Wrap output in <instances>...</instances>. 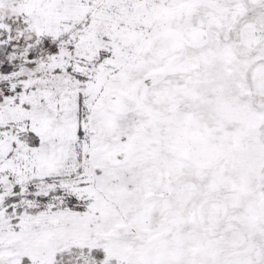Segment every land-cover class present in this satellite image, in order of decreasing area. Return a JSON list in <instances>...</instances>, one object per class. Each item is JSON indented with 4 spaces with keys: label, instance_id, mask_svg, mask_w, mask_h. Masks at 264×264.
I'll return each instance as SVG.
<instances>
[{
    "label": "snow or ice",
    "instance_id": "snow-or-ice-1",
    "mask_svg": "<svg viewBox=\"0 0 264 264\" xmlns=\"http://www.w3.org/2000/svg\"><path fill=\"white\" fill-rule=\"evenodd\" d=\"M0 264H264V0H0Z\"/></svg>",
    "mask_w": 264,
    "mask_h": 264
}]
</instances>
